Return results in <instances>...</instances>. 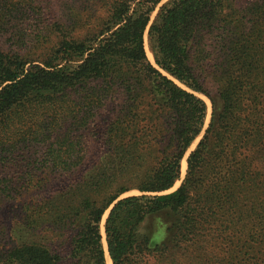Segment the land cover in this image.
Returning a JSON list of instances; mask_svg holds the SVG:
<instances>
[{
    "label": "trees",
    "instance_id": "trees-1",
    "mask_svg": "<svg viewBox=\"0 0 264 264\" xmlns=\"http://www.w3.org/2000/svg\"><path fill=\"white\" fill-rule=\"evenodd\" d=\"M24 1L34 9L44 3ZM242 1L107 0L82 38L47 2V26L62 32L46 57L29 61L0 49V148L37 142L28 152L41 153L35 160L44 169L25 186L32 199L0 264H108L106 213L113 264L184 253L208 235L203 223L236 224L239 216L249 219L238 223L241 233L262 245L264 200L241 203L264 166V89L255 83L264 62V0ZM10 5L0 7L6 33L17 29L12 18L21 10ZM199 94L213 107L205 130L208 105ZM93 140L106 149L90 162ZM188 152L185 179L172 190ZM255 187L261 194L264 182ZM239 264H264V255L241 254Z\"/></svg>",
    "mask_w": 264,
    "mask_h": 264
},
{
    "label": "rangeland",
    "instance_id": "rangeland-1",
    "mask_svg": "<svg viewBox=\"0 0 264 264\" xmlns=\"http://www.w3.org/2000/svg\"><path fill=\"white\" fill-rule=\"evenodd\" d=\"M106 1L107 0H44L42 5L38 3V8L34 9L31 3L25 2L24 0H0V7L11 4L21 9L18 12H14L15 17L14 19L12 18L11 26L17 29L13 33H6L4 27H0V49L4 53H19L25 58H28L29 61L42 60V58L46 57L50 50L56 45L60 33L62 32L60 29L58 31V27L53 25L54 22L51 26H47L49 22L47 20L48 14L46 12L45 3L51 2L55 10V15L59 18L63 17L69 27L75 29V32L79 33V36L82 38L87 33L94 31V26L98 21L96 18L105 15ZM248 1L256 4L260 2V0ZM248 1H242L241 4L246 5ZM11 5L9 7L13 8ZM15 34L21 36V39L18 40ZM146 50L150 60L154 63L147 38ZM206 76L207 89L218 101V85L215 83L212 76L208 74ZM257 77L255 83L259 84V88L264 89V62L262 63V68L260 69V73L257 74ZM175 81L182 87L188 89L179 81ZM199 95L206 100L208 105L205 130L211 121L213 107L210 99L206 95ZM102 123L103 122L100 124ZM19 134L20 131H18V135L14 137L15 141L18 140ZM200 138L201 136L195 140L189 152L195 149ZM12 142L14 141L12 140ZM32 146L37 147L39 145L37 142L24 143L20 141L16 146H14L13 143H7L4 145L5 150H1L0 148V251L9 248L12 225L20 217L22 218L26 215L25 206H27L32 199V190H29L30 188H26L25 186L28 185L27 182L31 180V175L36 176L34 182H37V179L43 176L42 171H44V169L42 164L35 160L41 157L39 156L41 153L37 155L32 153L29 154V148H32ZM105 149V146L100 141L93 140L86 151L88 161H94L103 154ZM189 152L182 161V164L185 161L186 166L184 172L181 168V179L172 190L178 188L185 179ZM261 167L262 165L254 164V168L259 169ZM224 174L225 171H223V179L227 176ZM206 179H208V175L205 172L204 180ZM261 180L264 182V166L262 168V173L258 175L255 174L252 181L253 189L250 193L251 199L256 195L255 184L257 181ZM58 183L55 184L58 186L60 185ZM206 183L207 184L204 186L208 189L211 182L208 180ZM23 185L24 188H22ZM205 187L204 189H206ZM258 196L259 199L264 200V189L261 194L257 193L256 200H243L241 204L244 205L246 202H249L247 206L250 207L251 203L254 201L257 203ZM237 197L239 200H242L241 196ZM225 201L226 199L224 202ZM204 203H207L208 208L211 207L212 201L210 195L204 198ZM210 213V210H207L205 213L206 218H209L208 214ZM107 214L108 213H106L103 218L102 231L105 229ZM236 221L245 226V224L249 222V219L242 221L241 216H239L236 218ZM238 223L230 224L225 219L211 227H209L207 223H203L204 228H211L207 233L208 235L200 237L195 242L188 243L189 247L184 253H177L175 256L169 257L160 255L157 257L155 264H239V257L241 254H245L248 260L258 255H264V242L260 247H255L254 242L256 238L254 235H252V233H241V226L243 225ZM250 227H252L251 224L247 225L245 230ZM162 228L163 226L158 223L157 232H161Z\"/></svg>",
    "mask_w": 264,
    "mask_h": 264
},
{
    "label": "bare ground",
    "instance_id": "bare-ground-1",
    "mask_svg": "<svg viewBox=\"0 0 264 264\" xmlns=\"http://www.w3.org/2000/svg\"><path fill=\"white\" fill-rule=\"evenodd\" d=\"M185 166H186V164H185V161H184L183 164H182V170H183V172H184V170H185ZM102 230H103V229H102ZM102 233L104 234V238H105V233H104V231H102ZM104 241H105V239H104ZM106 257H107V263H108V264H112V261H111V258L109 257L108 252H106Z\"/></svg>",
    "mask_w": 264,
    "mask_h": 264
},
{
    "label": "water",
    "instance_id": "water-1",
    "mask_svg": "<svg viewBox=\"0 0 264 264\" xmlns=\"http://www.w3.org/2000/svg\"><path fill=\"white\" fill-rule=\"evenodd\" d=\"M154 59V58H153ZM104 233H105V229H104ZM105 235H106V233H105ZM105 239V247H106V250H107V252H108V246H107V241H106V238H104ZM108 254H109V252H108ZM109 257H110V255H109ZM112 261V260H111ZM113 264V263H112Z\"/></svg>",
    "mask_w": 264,
    "mask_h": 264
}]
</instances>
